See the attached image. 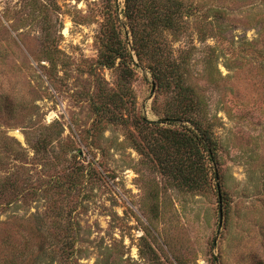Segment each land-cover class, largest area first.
<instances>
[{"label":"rangeland","instance_id":"obj_1","mask_svg":"<svg viewBox=\"0 0 264 264\" xmlns=\"http://www.w3.org/2000/svg\"><path fill=\"white\" fill-rule=\"evenodd\" d=\"M174 1L0 0V264H264V0Z\"/></svg>","mask_w":264,"mask_h":264},{"label":"trees","instance_id":"obj_2","mask_svg":"<svg viewBox=\"0 0 264 264\" xmlns=\"http://www.w3.org/2000/svg\"><path fill=\"white\" fill-rule=\"evenodd\" d=\"M133 0H128V3L130 4ZM175 5H178L179 7H182V2L177 0ZM165 67H162L161 70L159 71H165ZM167 74L169 77L172 79V81L176 84V88L179 89V91L184 92L185 95L188 93H192L188 87H186V82L188 80V75H186V71L183 69L181 65H178V63H173L170 65V67L167 66L166 69ZM156 79L160 81L161 79V73L156 75ZM195 97L196 95L192 93ZM178 96L180 99L183 97L179 94ZM184 99V98H183ZM184 100H189V98H186ZM182 100V101H184ZM181 101V103H182ZM192 101V100H191ZM187 103L188 107L191 105L193 106L192 102ZM196 108H198L201 112H203L204 108L200 106V103H196ZM179 118L174 117V115L169 118V121H177ZM195 130L196 131H191L189 129L184 130L180 132L181 135L185 136V139L190 142L189 144L195 145L196 148L199 150H202L203 153L207 152L209 155V159H214V157L217 155V143L214 138V132L213 129L211 128L212 124L208 123L205 125H202L201 122H194Z\"/></svg>","mask_w":264,"mask_h":264},{"label":"water","instance_id":"obj_3","mask_svg":"<svg viewBox=\"0 0 264 264\" xmlns=\"http://www.w3.org/2000/svg\"><path fill=\"white\" fill-rule=\"evenodd\" d=\"M220 217H221V220H220V226L222 225V220H223V214H222V210L220 212Z\"/></svg>","mask_w":264,"mask_h":264}]
</instances>
